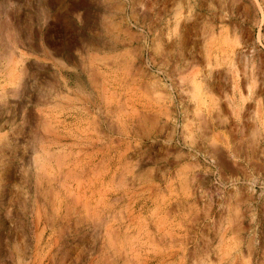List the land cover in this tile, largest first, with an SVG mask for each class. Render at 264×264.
<instances>
[{
	"label": "rangeland",
	"instance_id": "obj_1",
	"mask_svg": "<svg viewBox=\"0 0 264 264\" xmlns=\"http://www.w3.org/2000/svg\"><path fill=\"white\" fill-rule=\"evenodd\" d=\"M263 90L264 0H0V264H264Z\"/></svg>",
	"mask_w": 264,
	"mask_h": 264
},
{
	"label": "bare ground",
	"instance_id": "obj_2",
	"mask_svg": "<svg viewBox=\"0 0 264 264\" xmlns=\"http://www.w3.org/2000/svg\"><path fill=\"white\" fill-rule=\"evenodd\" d=\"M221 22V21H220ZM213 31V30H212ZM219 37V36H218ZM189 39V38H188ZM202 39V38H201ZM216 39V38H215ZM226 39V38H225ZM235 41V40H234ZM204 43V42H203ZM207 44V43H206ZM208 44H209V42H208ZM207 46V45H206ZM215 49V48H214ZM220 49H223V48H221L220 47ZM224 50L225 49H223L222 51L224 52ZM218 51H220V50H218ZM217 50H212V49H209L208 51H206V56H205V60H206V63H207V65L208 64H210L211 65V63H213L214 64V67L215 68H220L221 67V65H222V63H226V61H227V67L225 68V70H226V73H225V83L222 85L221 84V82H220V77L222 76V73H221V71L218 69V71H215L214 73H216V75L217 76H213V80H212V82H213V86L215 87L214 89H213V91H214V93H217L216 94V96L219 94V93H225V90H226V87H227V82L226 81H228V83L230 84L229 86H231V90H232V92H234L233 94L235 95V96H238V98H236L235 100L234 99H232V98H229L228 99V105H229V109H230V112L233 114V115H235V114H237V116L239 115V112H240V108H239V106H241V105H243L244 103H245V99L243 98V95L241 94V91H240V86H239V80H238V69H237V66H236V63H235V60L233 59V58H229V55H227L226 54V52H225V54L224 55H222V56H220L219 54L218 55H216L217 53H220V54H222L221 52H218ZM194 53V52H193ZM229 53V52H228ZM192 54V53H191ZM190 54V55H191ZM194 55V54H193ZM192 55V56H193ZM184 56V55H183ZM189 56V55H188ZM215 56V57H214ZM190 57V56H189ZM184 58V57H183ZM195 58H197V57H195ZM194 57H192L191 59H192V62H194V59H195ZM237 58V57H236ZM186 59V58H185ZM200 59V58H199ZM188 60H190L189 58H188ZM201 60V59H200ZM197 61H199V60H197ZM247 61V60H246ZM181 63V62H180ZM195 63V62H194ZM193 63V64H194ZM212 64V65H213ZM248 63L246 62V65H247ZM184 65V64H183ZM192 65V64H191ZM209 65V66H210ZM189 67H190V64L188 65ZM175 67V66H174ZM186 67H187V65H185V69H186ZM213 67V66H212ZM183 68V67H182ZM182 68H180V69H182ZM193 68V67H192ZM190 69V68H189ZM188 69V67H187V69H186V71L187 70H189ZM180 72H181V70H180ZM223 72V71H222ZM176 73V72H175ZM184 73V72H183ZM191 73V72H190ZM215 75V74H214ZM221 75V76H220ZM9 76V75H8ZM171 76V75H170ZM193 78V79H192ZM191 79H189V80H191V83L193 84V86L195 87V88H197V89H199V91L200 90H203L204 88V86L202 87V82L201 81H198V82H196L195 81V79H194V77H192ZM224 78V77H223ZM254 78V77H253ZM181 81H182V79H180ZM94 82V81H93ZM190 83V82H189ZM95 84V83H94ZM250 85H251V83H250ZM255 86V85H254ZM193 87V88H194ZM247 87V86H246ZM207 88V87H206ZM209 89V88H208ZM207 89V90H208ZM248 89V88H247ZM206 90V91H207ZM195 91V90H194ZM248 91L249 92H253L252 91V87H249V89H248ZM264 91V90H263ZM192 92V91H191ZM186 93V92H185ZM264 93V92H263ZM250 95H251V93H250ZM219 97V96H218ZM218 97H214L213 96V102H214V114H212V116L210 117V121H209V124H208V127L209 128H211V132H212V135H213V137H212V144H211V150H210V152H211V158H213V163H215L214 165H216L217 166V168H226V167H228V164H229V162H228V164H227V161H226V159H228V158H232V159H234V157H236V156H234V154L231 152V150H230V148H229V142L227 141V136H225L223 133H222V129H227L228 128V124L230 123V121H229V123H228V120H226V119H224L223 118V111L221 110V104L219 103V101H218ZM193 98V97H192ZM257 103V102H256ZM264 105V104H263ZM228 107V106H227ZM261 112H262V104L260 103V101L257 103V107H256V109H255V111H254V119L252 118V121H254V122H252L251 121V123L249 122V124L248 123H246V124H244V126H246V128L248 129H250V126H252V123L254 124L255 123V125H253L254 127H255V129H256V126H259V127H263V125H264V119H263V117H262V115H261ZM226 117V116H225ZM238 118V117H237ZM236 126V125H235ZM244 126H243V128H244ZM261 127V128H262ZM242 128V129H243ZM255 129H254V131H255ZM253 131V130H252ZM251 131V133H253ZM49 132V131H48ZM226 132V131H225ZM245 132V131H244ZM262 133V132H261ZM263 134V133H262ZM254 135V134H253ZM257 135V134H256ZM252 136V135H251ZM234 137V136H233ZM257 137V136H256ZM254 138V137H253ZM264 139V138H263ZM262 140V139H261ZM254 141V140H253ZM262 141H264V140H262ZM247 142V141H246ZM243 143V142H242ZM263 143V142H262ZM244 144V143H243ZM246 144H248V143H246ZM246 144L244 145V146H246ZM239 145V144H238ZM264 146V145H263ZM247 147V146H246ZM251 147V146H250ZM260 147V146H259ZM243 149V148H242ZM251 150L252 151H254L253 150V148H251ZM233 151V150H232ZM245 151V150H244ZM251 151V152H252ZM245 153V152H244ZM253 154V153H252ZM251 154V155H252ZM245 155V154H244ZM254 155V154H253ZM258 155V154H257ZM193 156V155H192ZM256 157V156H255ZM256 161V160H255ZM255 163V162H254ZM230 165V164H229ZM231 165H232V163H231ZM259 165V164H258ZM252 166H254V165H252ZM256 166V165H255ZM262 166V165H261ZM240 167V166H239ZM235 168V167H234ZM257 168V167H256ZM44 169V168H43ZM224 170V169H223ZM227 170V169H226ZM260 170H262V169H260ZM221 171V170H220ZM242 171H244V170H242ZM233 173V172H232ZM241 173V172H240ZM242 174V173H241ZM248 175V174H247ZM222 176V175H221ZM68 178V177H67ZM78 181V180H77ZM249 183V182H248ZM250 184V183H249ZM74 200V199H73ZM83 205V204H82ZM82 205H81V207H82ZM261 205V204H260ZM83 209V208H82ZM98 215V214H97ZM96 215V216H97ZM155 242V241H154Z\"/></svg>",
	"mask_w": 264,
	"mask_h": 264
}]
</instances>
